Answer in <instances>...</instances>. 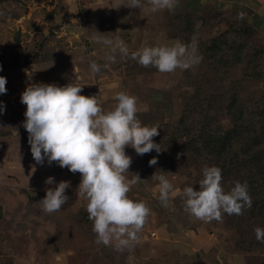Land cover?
Segmentation results:
<instances>
[{"label":"rangeland","instance_id":"374dc122","mask_svg":"<svg viewBox=\"0 0 264 264\" xmlns=\"http://www.w3.org/2000/svg\"><path fill=\"white\" fill-rule=\"evenodd\" d=\"M126 2L0 0V75L6 77L7 89L0 94L4 102L0 113V264H264V246L241 249L243 233L230 226L226 213H222L221 221L204 222L185 210L184 186L198 189L202 169L219 165L213 155L202 159L181 153L170 149L169 142L182 108L187 102L188 106L193 104L196 92L215 96L207 106L214 107L213 112L225 126L230 125L227 107L234 94L236 105L259 106L264 101V71L255 84L249 78L240 82L246 78L247 69L251 70L246 64L228 72L217 60L200 59L186 70L161 73L152 66L139 65L130 55L121 56L119 50L111 53L112 45L104 43L105 39L113 43L119 39L130 54L145 46L181 42L194 47L198 55L202 42L222 34L229 25L226 20L233 15L239 18L246 8L245 17L249 15V22L260 28L251 37L249 48L256 45L263 50L260 62L264 66V0H178L171 11L157 12L142 0V9L123 4L112 8ZM215 10L223 22H197L204 28L202 38L184 33L185 29L179 31V16ZM9 12L11 15L6 14ZM109 54L115 56L114 61H107ZM93 60L109 66L93 74L89 67ZM71 80L83 85L85 96L97 95L105 110L114 107L116 92L134 95L139 104L147 106V111L136 114L137 118L143 125L159 127L158 135L153 137L162 149L159 153L152 150L138 155L125 146L131 157L130 173L126 175L129 179L133 174L140 178L127 195L150 208L139 242L131 249L117 251L112 245L96 242L93 222L86 211L87 200L77 191L79 172L46 160L37 164L32 157L23 127L26 105L21 103V93L32 83L64 85ZM177 135H173L175 140ZM177 143L183 146L185 140ZM152 157L157 162L149 165ZM154 174L164 175L174 186L167 206L158 198L159 181L152 178ZM48 176L55 183L64 180L70 185L65 190L68 201L52 213L43 212L40 203L46 189L55 186L45 183ZM233 178L222 173L225 191L233 186ZM257 226L264 228V222L257 220L246 232L254 233Z\"/></svg>","mask_w":264,"mask_h":264},{"label":"clouds","instance_id":"9594fccd","mask_svg":"<svg viewBox=\"0 0 264 264\" xmlns=\"http://www.w3.org/2000/svg\"><path fill=\"white\" fill-rule=\"evenodd\" d=\"M152 12L171 11L178 0H147ZM129 8L144 7L142 0H127L117 3ZM243 18V13L239 14ZM111 53L119 50L123 57L135 60L143 67H154L158 72L186 70L198 64L201 57L195 54L194 47L181 42L172 45L145 46L129 54L128 47L119 39L113 43ZM107 61L115 56L107 55ZM96 61L90 62V71L98 74L108 68ZM2 67V66H0ZM6 77L0 75V94L6 93ZM78 82L58 85L56 83H32L21 93V103L26 105L23 127L28 133V143L33 159L37 164L56 162L69 171L79 172L81 180L78 195L87 200L86 211L93 222L92 231L96 242L105 246L112 245L117 251L131 249L139 242L140 232L150 214V208L143 201L128 197L131 185L136 183L138 175L129 179L127 173L131 157L126 154L125 146L132 147L138 155L155 150L159 153L160 144L153 140L158 135V126L143 125L137 113L147 111L146 105L138 103V98L124 91L114 94V107L105 110L97 95L85 96ZM4 111V102L0 101V113ZM152 157L149 165L156 164ZM159 181V199L167 206L170 192L174 186L164 176H152ZM222 170L218 166L202 169V179L198 189L192 185L184 186L182 197L185 210L196 219L204 222L221 221L222 213L241 215L252 206L247 182L236 181L225 191L222 183ZM48 185L55 183L52 176L45 180ZM68 181L55 183L46 189V195L40 200L42 211H59L68 201L65 190ZM255 238L264 242V228H254Z\"/></svg>","mask_w":264,"mask_h":264},{"label":"trees","instance_id":"16d2710c","mask_svg":"<svg viewBox=\"0 0 264 264\" xmlns=\"http://www.w3.org/2000/svg\"><path fill=\"white\" fill-rule=\"evenodd\" d=\"M245 12L247 13L246 8L241 11L242 19L235 18L234 15L228 20L224 19L229 25L219 36L202 42L198 56L201 59L217 60L228 72L236 65L246 64L251 70L247 69L246 78L239 81H246L249 78L253 79L255 84L264 71V66L260 62L263 50H258L256 45L252 48L249 46L253 40L251 37L255 36L260 28L249 22V15L245 17ZM6 14L11 15L10 12ZM178 19L181 20L179 31L185 29L184 33L190 32L194 38L198 36L202 38L201 33L204 31L203 27L196 25L197 22L205 24L212 21L221 24L223 22L218 10L185 14ZM231 52L234 54L229 56L228 53ZM225 76L229 77L228 74ZM236 95L231 97L227 107L230 125L225 126L213 112L214 107L207 106V103L214 102L215 96L206 91L196 92L192 97L193 104L188 106L187 102L182 108L180 115L182 117L176 121L169 144L170 149L201 156L202 159L209 154L213 155L222 173L234 177L233 185L236 181L247 182L252 206L243 210L241 215L226 216L230 226L243 233L239 246L249 251L264 246V242L255 238V232H246L247 228H253L257 220L264 222V101L254 108H246L244 104L233 103ZM177 132L175 140L173 135ZM179 139L185 140L183 146H178Z\"/></svg>","mask_w":264,"mask_h":264},{"label":"crops","instance_id":"0c3cea01","mask_svg":"<svg viewBox=\"0 0 264 264\" xmlns=\"http://www.w3.org/2000/svg\"><path fill=\"white\" fill-rule=\"evenodd\" d=\"M264 19V18H263Z\"/></svg>","mask_w":264,"mask_h":264}]
</instances>
